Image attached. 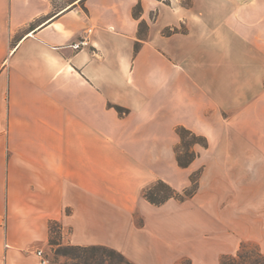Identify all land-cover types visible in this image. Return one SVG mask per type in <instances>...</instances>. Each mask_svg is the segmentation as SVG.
I'll list each match as a JSON object with an SVG mask.
<instances>
[{"label":"crops","instance_id":"1","mask_svg":"<svg viewBox=\"0 0 264 264\" xmlns=\"http://www.w3.org/2000/svg\"><path fill=\"white\" fill-rule=\"evenodd\" d=\"M179 126L207 139L188 167ZM51 222L135 264L261 242L264 0H0V264H42Z\"/></svg>","mask_w":264,"mask_h":264},{"label":"trees","instance_id":"2","mask_svg":"<svg viewBox=\"0 0 264 264\" xmlns=\"http://www.w3.org/2000/svg\"><path fill=\"white\" fill-rule=\"evenodd\" d=\"M141 11L142 7L140 4H138L134 8V15L140 16ZM115 108L120 113H124L126 111V109L118 105H115ZM176 131L177 134L180 135L181 139H184L183 133L186 132L191 134L195 139H201L203 141L202 145L207 146L206 137L198 135L184 126L177 127ZM195 143H198V141H195ZM196 156L197 153L189 148L188 152L184 156L177 152L176 158L181 167H188L196 158ZM196 174L193 173L191 175V182L195 185V188L193 190L186 189L182 194L172 188L167 182L158 180L153 186L145 191L144 196L149 202L155 205H161L171 198L184 199L186 197H189L197 190L198 174ZM55 225L58 226V233L60 237H62V226L57 222L50 223V234L55 233ZM58 244L61 245V250H59V253L61 255H70L69 251H73L74 255L71 254L73 255L71 257L77 259L78 263L81 264H135L131 262L122 252L113 247L105 245L77 246L72 244L62 246V243ZM225 259L226 258H224L220 264H227ZM187 264L193 263L190 260H187Z\"/></svg>","mask_w":264,"mask_h":264},{"label":"rangeland","instance_id":"3","mask_svg":"<svg viewBox=\"0 0 264 264\" xmlns=\"http://www.w3.org/2000/svg\"><path fill=\"white\" fill-rule=\"evenodd\" d=\"M182 1L185 4L190 2V0H182ZM237 1L238 3L240 2L247 3V2H250L251 0H237ZM144 28H145L144 25L141 26V30H143ZM183 136H184V139H181L180 135H178L179 142L175 146L176 156H177V152L180 153L182 156L186 155L189 148H191V150L197 153L195 146L201 145L203 141L199 138L198 139L193 138L191 134L186 133V132L183 133ZM195 141H198V143H195ZM196 173L198 174V179H199V176L201 173L200 170L196 171L194 174ZM194 188H195V185L192 183L191 187L187 189L193 190ZM197 188H198V185H197ZM183 193L184 192H182V194ZM55 230H56L55 233H51L49 235V240L47 242V245L44 248L45 255L49 259V262H50L49 264H81V263H78L77 259H74L73 257H71L74 255L73 251H69L70 255H61L59 253V250H61L60 248L61 245H59L58 243H62L63 244L62 246H65L67 244H64L63 242V231H62V237H60L58 233L59 230H58L57 225H55ZM261 237L262 238L259 239L261 242H258L255 240L243 241L239 250L235 254L222 256L220 263L224 258H226L225 260L227 264H264V234L263 233ZM187 260H190V259L183 258L180 260V262H178V264L180 263L187 264Z\"/></svg>","mask_w":264,"mask_h":264},{"label":"built area","instance_id":"4","mask_svg":"<svg viewBox=\"0 0 264 264\" xmlns=\"http://www.w3.org/2000/svg\"><path fill=\"white\" fill-rule=\"evenodd\" d=\"M90 31H91V29H89L88 32H90ZM86 43H87L86 39H83L82 41L75 43V47L78 48L79 46L84 45ZM37 254L41 258L42 264H49L50 263L49 259L46 257L45 253L42 250H38Z\"/></svg>","mask_w":264,"mask_h":264}]
</instances>
